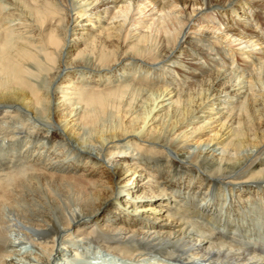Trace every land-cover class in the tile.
I'll list each match as a JSON object with an SVG mask.
<instances>
[{
	"label": "bare ground",
	"instance_id": "obj_1",
	"mask_svg": "<svg viewBox=\"0 0 264 264\" xmlns=\"http://www.w3.org/2000/svg\"><path fill=\"white\" fill-rule=\"evenodd\" d=\"M261 14L0 0V264H62L79 242L133 263L264 262V212L242 198L264 201ZM194 145V165L170 156Z\"/></svg>",
	"mask_w": 264,
	"mask_h": 264
},
{
	"label": "rangeland",
	"instance_id": "obj_2",
	"mask_svg": "<svg viewBox=\"0 0 264 264\" xmlns=\"http://www.w3.org/2000/svg\"><path fill=\"white\" fill-rule=\"evenodd\" d=\"M262 18L264 19L263 15H262ZM239 21L243 22V21H245V19L242 18V19H239ZM218 41L220 42L219 45H221V46L224 45L223 41H221L220 39ZM193 148L195 150H193ZM193 148L191 149L190 154H184L183 156L180 155V154L179 155L170 154V156L173 157L176 161H180L181 163H183V164H185L187 166L188 165H194V158H195L194 155H195V153L197 151L196 145H194ZM197 160L199 161L200 158L197 159ZM161 167H162V165H161ZM242 198H243L244 201H246V199H250L249 200L250 202H248V203L249 204L251 203V205H249V207H255L257 209H258V207L259 208L262 207V209L260 210V213L264 212V201L252 202L253 197H251L250 194L244 195V197H242ZM263 200H264V198H263ZM238 206H239V204H237L236 207H238ZM21 247H22V249L25 248L23 246H21ZM77 247L79 248L78 249L79 258H77V260L75 262L76 257H74V255L72 254L71 248H77ZM86 248H88V249H86ZM63 249H64V251H65V253L67 255L66 256L67 260L65 262L64 258H61L60 263H62V264H144V263L128 262V261H125V260H120V259H118L116 257L114 258L113 256H111V254H107V253L103 252L102 250H100L98 248H94V247H90V246L88 247V245L81 244V242L76 243V244H67L66 243L65 247ZM262 257H264V253L262 254ZM16 259H19V258L17 256H15V261H17ZM71 260H74V261H71ZM259 262L255 263V264L264 263L262 261L260 263Z\"/></svg>",
	"mask_w": 264,
	"mask_h": 264
}]
</instances>
